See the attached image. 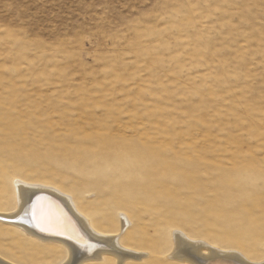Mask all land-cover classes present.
<instances>
[{"label":"rangeland","instance_id":"374dc122","mask_svg":"<svg viewBox=\"0 0 264 264\" xmlns=\"http://www.w3.org/2000/svg\"><path fill=\"white\" fill-rule=\"evenodd\" d=\"M94 133L162 147L183 173L166 181L170 211L230 245L241 233L214 217L237 205H217L223 182L264 193V0H0V196L15 176L79 194L84 176L64 151L91 148ZM249 238L244 253L264 255ZM61 249L0 222V255L14 263L60 264Z\"/></svg>","mask_w":264,"mask_h":264},{"label":"bare ground","instance_id":"6f19581e","mask_svg":"<svg viewBox=\"0 0 264 264\" xmlns=\"http://www.w3.org/2000/svg\"><path fill=\"white\" fill-rule=\"evenodd\" d=\"M98 134L88 135L93 142L91 148L78 143L72 150L71 147L63 150L70 154V163L84 176L86 184L79 187V194L15 176L10 184L1 187L0 197L7 196V201L0 205L9 207L14 200L15 207L11 211L0 208V222L10 223L34 241L62 247L60 264H264V255L248 257L241 243L249 237L260 247L264 243L263 234L255 236L256 229L264 230V221L258 227L256 216L261 209L264 217L263 192L255 188L250 192L252 188L248 191V185L233 186L228 184L229 180L223 182L224 191L217 205L233 198L237 205L223 203L214 217L216 221L220 219L224 224L243 229L224 225L233 229L229 231L241 234L230 238V245L221 246L206 237H197L177 221L184 208L170 211L171 198L167 196L174 191L166 181L183 173L175 165L178 162L168 159L162 147L153 149L139 139H106L102 135L100 139ZM107 170L111 173H106ZM97 195L107 198L100 200ZM76 196L88 201L91 210L87 205L80 207L74 200ZM90 196L95 198L87 200ZM252 197L257 203L251 201L254 205L248 206L246 202ZM122 198L127 200L122 202ZM181 203L184 204L183 200ZM170 217L175 219L171 224ZM0 264L17 263L0 255Z\"/></svg>","mask_w":264,"mask_h":264}]
</instances>
